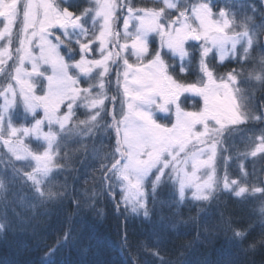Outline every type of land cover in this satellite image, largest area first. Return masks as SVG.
<instances>
[{"label":"snow or ice","instance_id":"obj_1","mask_svg":"<svg viewBox=\"0 0 264 264\" xmlns=\"http://www.w3.org/2000/svg\"><path fill=\"white\" fill-rule=\"evenodd\" d=\"M89 3L94 6L76 14L70 10L69 0H0V41H5L0 46V73L9 81L0 85V143L16 161L31 164V172L24 176L37 196L53 195L41 186L58 167L62 141L72 134L73 127L89 136L94 129L114 133L115 144L103 158L106 162L100 172L113 199L119 189L117 208L123 204L125 210L143 211L148 217V183L153 197L162 183H171L180 203L187 190L192 191L193 200L209 201L221 184L217 176L221 164L223 190L236 197L248 194L246 184L229 178L231 157L224 155L229 152L225 144L240 126L264 119L252 115L250 98L241 87L253 82L264 85V57L247 77L244 70L235 68L219 72L217 64L223 65L227 59L247 63L250 51L257 46V29L264 25H256L254 16L238 20L229 7L217 11L204 0H154L159 7H136L133 0ZM252 12L256 13L255 7ZM157 37L158 45L152 48ZM190 41L198 42L194 50L188 46ZM132 57L135 63H130ZM169 59L174 62L169 63ZM213 59L217 64L211 62ZM43 66H50V75L45 76L47 68ZM193 66L197 75L194 82H183L174 75L177 68L180 75H188ZM113 68L117 95L109 96L108 77ZM36 79L47 81L43 95H36ZM185 94L201 97L203 106L186 111L181 106ZM17 98L32 114L31 125L17 127L7 115ZM79 107L88 115L73 126ZM38 109L43 112L40 118H36ZM156 111L174 112L175 121L170 126L157 122ZM33 137L42 142L38 145L42 151L26 144V139ZM255 139L250 153L253 157L264 153V132ZM247 175L242 171L244 178ZM256 194L264 196V188H251V195ZM259 211L264 215V205ZM6 227L0 223V232ZM249 231L239 229L234 236L242 243ZM70 235L65 233L63 241ZM258 247H264V232L243 250ZM56 250L50 248L49 255Z\"/></svg>","mask_w":264,"mask_h":264},{"label":"trees","instance_id":"obj_2","mask_svg":"<svg viewBox=\"0 0 264 264\" xmlns=\"http://www.w3.org/2000/svg\"><path fill=\"white\" fill-rule=\"evenodd\" d=\"M207 1L235 12L240 6L262 4V0ZM17 115L14 111L12 119ZM87 115L79 108L71 123L75 126ZM111 147L106 129H94L89 136L73 127L62 141L58 167L41 186L53 194L50 197L37 196L26 180L30 163L1 153L0 223L7 227L0 232V264H264V247L243 250L264 232L262 195L249 192L236 197L219 190L209 201L187 198L180 203L171 183H162L154 197L149 193L148 217L132 213L123 204L117 208L119 193L113 199L101 180L100 166ZM241 159L233 157L230 171L238 173ZM256 171L249 170L240 180L248 187L257 181L262 188L264 171L257 177ZM239 229H250L242 243L234 236ZM65 233L71 234L67 242ZM53 247L57 250L49 255Z\"/></svg>","mask_w":264,"mask_h":264},{"label":"rangeland","instance_id":"obj_3","mask_svg":"<svg viewBox=\"0 0 264 264\" xmlns=\"http://www.w3.org/2000/svg\"><path fill=\"white\" fill-rule=\"evenodd\" d=\"M57 2H59V0H57ZM69 2L71 4L70 10L75 12L76 14H79L81 11H83L84 8L94 6V5L89 3V0H69ZM193 2H196V0H193ZM204 2H208V1L204 0ZM133 3H134V6H136V7H159V6H161L159 4L154 3V0H133ZM211 4L214 6V10H217V11L220 7H226L223 5H216L214 3H211ZM62 6L67 7L69 5H63L62 4ZM252 7H255V9H256L255 14H253V12H252ZM238 10H239L238 12H235L234 10L231 9V11L236 13L238 20L243 19L245 16H254L253 22L256 25H258V26L264 25V19H262V17H264V7H262V4L260 6L255 5V4H247L246 6L238 7ZM122 23L123 22L121 20L119 22V25L122 26ZM2 27H3V20H2V18H0V28H2ZM17 28H18V25L16 27H14V32L16 31ZM154 39H155V43H152L150 45L152 48H155L158 45V37L154 38ZM256 39H257V46H255L254 49L250 51V57H249V61L247 63H238L234 59L225 60L223 65H218L217 60H215V59H213L211 62L213 64H217V70L219 72H226L230 69L235 68L238 70H244V76L247 77L248 71H250L253 67H255L257 65V63L259 62L261 57H264V28H258L257 29ZM3 43H5V41H0V46H2ZM196 45H198V42H191L190 41L188 46H189L190 50H194L193 46H196ZM12 47H13V49L16 47L15 38H14V43H13ZM76 58L78 59L79 57L77 56ZM165 58L168 59V57H165ZM168 62L173 63L174 61L169 59ZM130 63H135L134 57L130 58ZM11 64H12V62L9 61V66ZM43 67L47 68V71L45 72V76L50 75L51 74L50 66H43ZM9 70H11V68H9ZM115 72H116V68H113L112 74L108 77V79L111 81V83L108 85V95L109 96L117 95V87H116V83H115V81H116ZM174 75H177V78L181 79L183 82H186V83L194 82L197 79V75L195 72V66H193L192 73H190L188 75H180L179 74V68L176 69V73H174ZM187 77H189V78H187ZM7 82H9L7 75L5 73H0V85H4ZM34 82L37 85L36 95H43L44 90H46V88H47V81L44 79H36ZM82 85L87 86L86 84H83V81H82ZM241 87H243L245 89V94L248 95L250 98L249 109H250L252 115L253 116H264V85H261L260 83H257V82H253L251 84L241 85ZM181 100H182L181 106L186 111H198L203 106L202 98L199 96H194L192 94H185V96L182 97ZM106 103H108V107H109V109H111V107H112L111 103L108 101H106ZM2 104H3V99L0 98V105H2ZM17 107H19V109H16ZM116 107H117V111H119V107H120L119 103H117ZM79 108H81L82 110H85L83 107H79ZM79 108H77L76 111ZM63 110H65V109L62 108V111ZM14 111L18 112V115H17V119H14V118L12 119V122L17 127L23 126V125H31L34 122L32 114L27 113L24 110L23 103L19 98H17L16 105L12 108L11 112L8 113L7 115H10L12 118ZM37 111L39 112V116H37L36 118L42 117L43 116L42 109H38ZM154 115H155V118L157 119V122L166 124L168 126H170L171 123H173L175 121L174 112H173V114L169 115V114L160 113V112L156 111L154 113ZM45 130H47L46 126H45ZM262 132H264V119L249 121L247 124L240 126V129L235 131L233 133V135L230 138H228V140L225 144V147L229 148V152L224 153V155L231 157L229 164H230V162H232L233 157L235 160H237L238 158H242L240 163H239L240 168H239L238 173H233L232 171H230L229 164H228L227 169H228V175H229L230 179H239L240 180L242 177V171L247 173L249 170H252V171L258 170L255 172L256 177H257V175L260 174V172L262 170L264 171V153H257V155L255 157L250 155L251 151L255 148V145L257 143L255 137H258ZM106 133H107V136L109 138V144H111L113 147L115 144L114 133L109 132L107 129H106ZM28 139H30V142L26 143V144H28V146L31 147L33 150H40V151L43 150L40 147H39V149L37 148V145L39 143H42V142H37L34 137L33 138H27L25 142H27ZM1 144L2 143H0V160L2 159L1 153L4 152L6 157H9V159H13L15 161V157H13L11 155V153L8 152L7 148H5ZM238 144L242 145L243 150L237 149ZM232 154H234L233 157H232ZM257 168H259V169H257ZM223 175H224V166L221 164L217 168V176H218V178H221V184H220V187L217 189L216 193L219 190L225 191L222 188V177H223ZM152 178L154 179V177H152ZM252 183H253V186L249 187L250 193H251V188L259 186L257 181H253ZM242 184H244V182H242ZM262 188H264V186ZM146 190L148 191V193L151 192V184L150 183L147 184ZM116 192L119 193V196H120V192H119L118 188H117ZM185 195H186L185 200L187 198L192 199L191 198L192 197V191L191 190H187ZM262 198L264 199V196H262ZM261 205H264V200L261 202V204H259V209H260ZM141 212H143V211H141Z\"/></svg>","mask_w":264,"mask_h":264},{"label":"water","instance_id":"obj_4","mask_svg":"<svg viewBox=\"0 0 264 264\" xmlns=\"http://www.w3.org/2000/svg\"><path fill=\"white\" fill-rule=\"evenodd\" d=\"M244 1H246V0H244Z\"/></svg>","mask_w":264,"mask_h":264}]
</instances>
